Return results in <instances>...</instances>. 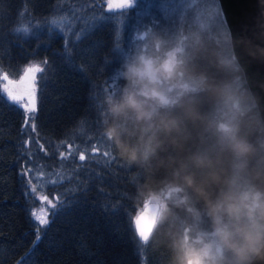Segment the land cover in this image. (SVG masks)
<instances>
[{
  "label": "trees",
  "instance_id": "obj_1",
  "mask_svg": "<svg viewBox=\"0 0 264 264\" xmlns=\"http://www.w3.org/2000/svg\"><path fill=\"white\" fill-rule=\"evenodd\" d=\"M104 4L66 0L59 5L75 18L73 31L86 32L73 47L71 35H42L27 42L9 35L22 9L43 21L58 0H0V33L10 41L2 61L5 70L11 75L33 60L47 61L52 68L43 98L39 82L35 132L25 130L20 111L0 101V264H179L181 237L213 232L205 202L184 185L185 175L204 182L213 198L222 181L233 176L241 186L251 182L264 187V123L235 58L219 1L139 0L120 11ZM144 38L151 50L143 47L141 57L149 53L153 58L151 51L164 54L175 47L182 52L177 75L181 91L166 103L138 90L142 81L134 74L140 58L136 55ZM66 42L71 64L62 59ZM129 96L150 119H139L125 105ZM222 123L238 125V135L255 149L243 169L235 168L242 161L218 131ZM46 140H68L75 151L77 146L96 150L77 162L67 154V145L61 149L64 170L86 192L61 196L74 186L67 183L44 189L43 195L54 203L57 196L70 202L73 195L82 203H69L55 220L51 214L34 248L37 229L28 209L36 201L25 196L21 175L33 167L30 161L45 165V172L58 170L60 157ZM25 141L31 156L21 147ZM195 156L213 166L198 167L192 162ZM213 173L218 182H212ZM25 179H30L28 172ZM158 195L164 206L153 234L140 247L133 233L135 217ZM225 255L231 259L230 253Z\"/></svg>",
  "mask_w": 264,
  "mask_h": 264
},
{
  "label": "clouds",
  "instance_id": "obj_2",
  "mask_svg": "<svg viewBox=\"0 0 264 264\" xmlns=\"http://www.w3.org/2000/svg\"><path fill=\"white\" fill-rule=\"evenodd\" d=\"M140 63L146 73H154L164 79L172 78L176 72V66L171 60H163L157 64L142 58ZM154 95L160 103L167 102L166 97L158 91ZM125 105L136 110L139 119L151 118V114L144 111L133 96L126 99ZM169 126L165 124V127ZM218 131L234 157L242 161L235 165V168L243 169V161H246L255 149L238 135L239 128L234 123L220 124ZM130 155L133 160L136 159L134 151ZM192 162L198 167L213 166L210 160L200 156L193 157ZM211 175L212 182H218L216 174ZM183 183L204 200L206 213L212 220L213 232L211 238L206 232L181 237L177 242L179 264H254L257 259L264 260V187L251 182L241 186L233 176L222 181L219 194L213 198L205 183L198 182L195 175H185ZM189 211L194 212L197 217L200 216L199 211L191 208ZM191 231L189 229V232ZM225 253H230L231 259H228Z\"/></svg>",
  "mask_w": 264,
  "mask_h": 264
},
{
  "label": "snow or ice",
  "instance_id": "obj_3",
  "mask_svg": "<svg viewBox=\"0 0 264 264\" xmlns=\"http://www.w3.org/2000/svg\"><path fill=\"white\" fill-rule=\"evenodd\" d=\"M66 0H58V7L53 10V12L43 21L36 20L30 14H28L27 8L22 9L18 13V17L14 25L12 26L9 35L14 40L19 41H30L33 39H39L42 35H47L51 38L54 34H58L62 37H68L71 35L72 37V45L73 47L78 46V41H80L81 37L86 34V32H76L73 31L74 17H70L63 9L59 7V5L65 3ZM132 0H120L119 5H131ZM75 12V9L71 10ZM87 31V30H86ZM10 43L6 37L0 33V101H3L9 108L20 111V114L25 117L23 123L26 131L35 132V113L37 111V82L41 83V98L44 96V89L49 86V76L52 72V68L48 65L47 61H30L26 62L23 66H20L16 70L11 71V75L9 71L5 70L3 65V59L7 48L5 44ZM17 47H22V45L17 44ZM47 48V45L44 46ZM54 55H59L54 54ZM68 63H73L71 58V53L69 51V46L67 42L64 46V55L62 57ZM11 66H9L10 68ZM22 110V111H21ZM31 116L33 123L29 125L28 116ZM80 131H83V127L81 126ZM49 146L53 149L54 153L59 155L60 157V167L58 170L52 171L49 170L45 172V165H40L35 161H30L33 167L28 168L21 175L22 187L25 190V196L30 199H37L47 201V204H42L40 210L37 211L35 208H29V215L37 229L36 241L33 245L39 243L40 241V227L49 225V212L52 214L53 220L69 208V203L75 204L79 206L82 201L77 198L75 195L71 197V201H67L61 198V196L68 195L69 193H76L77 191L86 192V188L84 184L75 179L73 173L66 172L63 168V164L66 162L65 153L61 150L67 145L69 149V156H75L76 161H84L86 159L85 152L95 151L96 149H81L80 146H77V150L73 151V144L69 143L68 140H63L59 144H54L51 141L46 140ZM27 141L24 142L21 147L24 148V151L31 156L32 152L27 148ZM37 147L42 148L43 145H40L37 141ZM104 155L110 157L108 151L104 152ZM27 172L32 173L31 179H25ZM95 175V174H94ZM98 180L103 179L102 177L97 176ZM33 180L36 183H33ZM73 184L74 186L67 189L66 192H62L61 196H57L55 198V203L52 200H49L47 196H37V190L39 189L41 192L44 191L46 187H55L57 185L63 187L65 184ZM107 207V206H106ZM145 217L137 216L135 217L134 225H133V233L138 235L137 244L140 247H143V235L144 230L142 228V221H144ZM45 234H47V230L45 229ZM3 249H0L2 252ZM31 258V253L29 257L25 258V262H27Z\"/></svg>",
  "mask_w": 264,
  "mask_h": 264
},
{
  "label": "water",
  "instance_id": "obj_4",
  "mask_svg": "<svg viewBox=\"0 0 264 264\" xmlns=\"http://www.w3.org/2000/svg\"><path fill=\"white\" fill-rule=\"evenodd\" d=\"M229 29L235 58L244 73L246 83L264 123V0H218ZM120 0H111L118 10ZM161 213L159 202H150L138 216L142 221L143 239L153 234ZM254 264H264L257 259Z\"/></svg>",
  "mask_w": 264,
  "mask_h": 264
},
{
  "label": "rangeland",
  "instance_id": "obj_5",
  "mask_svg": "<svg viewBox=\"0 0 264 264\" xmlns=\"http://www.w3.org/2000/svg\"><path fill=\"white\" fill-rule=\"evenodd\" d=\"M192 1H194V0H192ZM101 2L105 3L104 6H106L107 9H109L111 11H120L122 9H130V8L135 7L138 4L139 0H132V4L131 5H125V6L121 7L119 10H114L113 9V7L111 5V0H101ZM146 45H147V41H145V38H144V40L142 41L141 48L137 52V55H136L137 57L140 56V53L142 52L141 49L143 47H146ZM149 49L151 50L150 46L146 47L145 51H148ZM151 52L153 54V58H152V56L149 53H143V57L140 56V58L137 61V72H138V76H139L140 80L142 81V83H139L138 90L141 91V92H144L149 97L153 96L155 98H156V96L154 95V93L156 91H158L164 97H166V101L167 102L171 101L181 91V89L179 88V78H178L177 75H178L179 66H180V63H178V62L181 60L182 52L177 47L173 48L168 53H164V54H160V53H157V52L154 53L153 51H151ZM142 58L149 59V60H151V61H153V62H155L157 64L159 62L163 61V60H171L176 66L175 75L172 78H170V79H164V78L158 76L157 74L146 73L143 70L142 65L140 63ZM154 58H157V60H155ZM147 93H153V94H147ZM38 98H39V81L37 82V106H38ZM28 117H30V115ZM28 117H27L28 123H29V125H31L32 122L29 120ZM96 145H97V148H99V144H96ZM94 148L92 147L91 149H94ZM72 150L75 151L74 148H72ZM68 153H69V149L67 151V154ZM28 175H29V178L31 179L32 178V173L28 172ZM33 183H36V181L33 180ZM170 192H171V190H168L167 192H165V194L169 195ZM37 196H44L41 191L39 192V189L37 190ZM49 200H52V199H49ZM35 201L36 202H35L34 208L37 211L40 210V207H41L42 204H44V205L47 204V201H43V200H39L38 201L37 199H35ZM150 202H159L160 205H161V209L164 206V199H162L161 195H158L155 198H152V200ZM48 215H49V221H50L51 212H49ZM44 227L45 226H41L39 232H41ZM208 234H209V237L211 238L212 232L208 233Z\"/></svg>",
  "mask_w": 264,
  "mask_h": 264
}]
</instances>
